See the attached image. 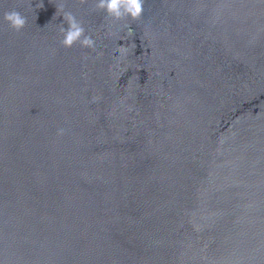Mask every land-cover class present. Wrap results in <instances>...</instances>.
Instances as JSON below:
<instances>
[{
	"label": "water",
	"instance_id": "95a60500",
	"mask_svg": "<svg viewBox=\"0 0 264 264\" xmlns=\"http://www.w3.org/2000/svg\"><path fill=\"white\" fill-rule=\"evenodd\" d=\"M142 3L0 0V264H264V0Z\"/></svg>",
	"mask_w": 264,
	"mask_h": 264
},
{
	"label": "clouds",
	"instance_id": "9594fccd",
	"mask_svg": "<svg viewBox=\"0 0 264 264\" xmlns=\"http://www.w3.org/2000/svg\"><path fill=\"white\" fill-rule=\"evenodd\" d=\"M96 7L106 11L108 16L114 19L123 17H131L137 19L142 15L143 3L142 0H95ZM63 21L67 27L62 24L60 31L62 38L60 43L65 47H71L74 43H79L81 47L91 48L94 46V41L91 37L84 34V28L70 11H64L62 14ZM4 20L8 24L19 30L26 23L25 18L16 11L4 13Z\"/></svg>",
	"mask_w": 264,
	"mask_h": 264
}]
</instances>
